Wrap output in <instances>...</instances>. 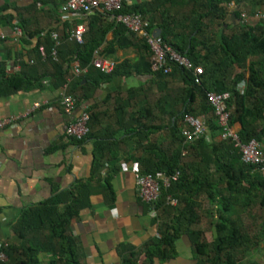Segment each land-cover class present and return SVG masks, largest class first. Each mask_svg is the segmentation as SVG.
Returning <instances> with one entry per match:
<instances>
[{
    "label": "trees",
    "instance_id": "obj_1",
    "mask_svg": "<svg viewBox=\"0 0 264 264\" xmlns=\"http://www.w3.org/2000/svg\"><path fill=\"white\" fill-rule=\"evenodd\" d=\"M263 6L264 0H152L133 7L124 4L116 13L140 14L149 22L150 32L154 33L156 27L161 29L160 37L166 44L188 58L195 67L203 68L201 85L195 83L193 71L177 65L172 66L168 75L154 72L146 42L130 34L105 12H96L88 18V30L82 44L70 40L73 29L59 35L56 60L51 56L56 46L52 37L55 32L46 33L44 40L36 45L38 62L53 67L56 87H62L71 79L70 93L79 101L89 99L100 84L117 74L141 72L137 68L141 63L158 82L167 83L173 79L182 82L177 91L179 108L170 114L168 126L172 149H160L152 159L138 162L141 174L158 178L179 173V178L169 187L162 188L160 200L154 207L149 205L157 212L154 223L159 237L142 250L120 246L121 264L167 263L177 257L176 243L184 236L192 245L197 264H259L249 261V257L264 245V171L261 167L243 163L240 149L232 140L218 139L221 129L208 103L207 93H229L230 123L234 127L240 126L241 143L246 145L254 140L264 147V19L252 24L241 20L243 11L251 16ZM233 14L235 23L231 18ZM115 26L124 41L126 34L132 36L130 44L139 47L143 55L136 65L130 66L126 62L106 75L91 64L95 51L101 50ZM40 47H44L46 58L41 55ZM75 63L81 70H86L76 78L69 74ZM242 83L245 87L241 91ZM36 86L27 74L6 77L0 73V97L31 91ZM186 114L204 117L211 139L207 135L186 143L182 133ZM91 120L90 116V124ZM146 128L143 126L139 131ZM103 164L104 160L98 158L95 167L100 169ZM211 166L215 167L213 172ZM107 181L106 188L112 193ZM220 183L225 185L223 190L219 189ZM170 199L176 200L177 204L170 205ZM109 202H114V195ZM90 206V186L78 183L74 189L30 207L13 226L19 241L8 245L2 243L0 251L6 254L7 261L0 264H84L82 246L72 233V224ZM204 217L212 241L207 239ZM247 220L251 221L250 226L246 225ZM43 256H49V261L44 262Z\"/></svg>",
    "mask_w": 264,
    "mask_h": 264
},
{
    "label": "crops",
    "instance_id": "obj_2",
    "mask_svg": "<svg viewBox=\"0 0 264 264\" xmlns=\"http://www.w3.org/2000/svg\"><path fill=\"white\" fill-rule=\"evenodd\" d=\"M151 1L128 0L125 4L133 7ZM63 4V0H0V73L6 77L27 74L37 85L31 91L0 97V119L21 117L14 126L0 131V243L19 241L13 226L30 207L46 203L78 183L88 184L91 206L72 224L83 262L121 264L120 246L142 250L158 237L157 212L140 199L134 170L141 168L139 161L152 159L160 149H172L168 126L170 114L179 108L177 91L182 82H158L142 63L138 67L143 51L130 44L129 34L125 41L118 36L115 26L101 47L102 55L117 66L137 64L141 72L115 75L100 84L89 99H77L73 114L66 113L52 65L39 63L35 52L46 33L62 36L84 21L88 23L82 16L65 14ZM17 28L21 37L15 33ZM36 104L40 107L35 108ZM82 112L89 114V121L92 117L89 136L69 138L67 129ZM143 126L147 128L139 131ZM98 158L104 160L100 169L95 167ZM214 168L211 166V172ZM107 180L112 193L106 188ZM220 184L223 190L225 185ZM176 249L177 257L164 264H197L195 255L188 252L192 245L186 236L176 243ZM43 261H49V256H43Z\"/></svg>",
    "mask_w": 264,
    "mask_h": 264
},
{
    "label": "built area",
    "instance_id": "obj_3",
    "mask_svg": "<svg viewBox=\"0 0 264 264\" xmlns=\"http://www.w3.org/2000/svg\"><path fill=\"white\" fill-rule=\"evenodd\" d=\"M63 1L64 4L62 10L65 14L82 16L85 18V20H87L96 12H105L111 14L112 19L115 22L122 24L130 34H133L138 39L144 40L146 42L151 54L152 69L154 72H163L165 75H168L172 72V66L177 65L178 67L184 68L185 70L193 71L195 83L197 85H201V76L204 73L203 68L195 67L188 58L176 52L171 46L166 44L161 37H154L153 33L149 31V22L145 20L142 15L116 14L117 12L121 11L123 5L128 0ZM263 19L264 13L262 12H257L251 16L243 13L241 16L242 23L246 24H252ZM87 30L88 24L86 21H84L71 31L70 40L82 44ZM15 33L18 37L22 36V32L19 28L16 29ZM52 37L54 41H56V46L52 50L51 56L56 60V47H58L60 44L59 35L57 33H53ZM40 53L44 58H46L44 47H40ZM91 65L103 74L109 75L114 71L117 63L113 59L102 55V52L99 49L95 51ZM84 72H86V70H81L78 64H74L72 69L73 77H79ZM70 80L71 79H69V81L60 88L59 99L64 111L68 114H73L77 108L78 100L69 92V83L71 82ZM244 87L245 84L242 83L239 89L242 91ZM229 99V93H207L208 103L211 106L213 114L217 119L218 126L221 129L219 137L221 140H232L235 143V146L240 149L243 163L261 167L262 171H264V147L254 140L246 145L241 143L238 136V130L230 123L231 112L227 106V101ZM39 107L40 104L35 105V108ZM20 120L21 117L0 119V131L14 126ZM183 120L184 129L182 130V133L186 139V143H192L203 136L209 135L207 120L204 117L198 118L186 114ZM88 122L89 114L87 112L80 113L69 125L67 129L68 137L76 140H83L89 133ZM134 175L140 199L146 204L154 207V205L160 200L162 188H167L170 186L172 181H177L180 174L176 173L171 177L159 176L158 178H155L151 175L141 174L138 172V170H134ZM168 202L172 206L177 204L176 200L173 199H170ZM2 247L3 244L0 243V248ZM6 261V254L3 251H0V262Z\"/></svg>",
    "mask_w": 264,
    "mask_h": 264
},
{
    "label": "rangeland",
    "instance_id": "obj_4",
    "mask_svg": "<svg viewBox=\"0 0 264 264\" xmlns=\"http://www.w3.org/2000/svg\"><path fill=\"white\" fill-rule=\"evenodd\" d=\"M232 8L236 9V6L233 5ZM255 11H258V12H262V13H264V6L261 7V8H259V9H256ZM245 12H246V11H245ZM245 12L243 11V13H245ZM245 14H246V13H245ZM203 220H204V222H205V225H204V226L206 227V229H207V231H208L207 239H208L209 241H212V234H211V232H209L210 229H209V227L207 226V218L204 217ZM251 224H252L251 221H248V220H247L246 225L250 226ZM188 252H189L190 254L195 255V253L193 252V249H192L191 251L188 250ZM188 252H185V253H188ZM249 261H255V262L259 263V264H264V245H262V246H261V249H259L258 251L254 252V253L249 257Z\"/></svg>",
    "mask_w": 264,
    "mask_h": 264
},
{
    "label": "water",
    "instance_id": "obj_5",
    "mask_svg": "<svg viewBox=\"0 0 264 264\" xmlns=\"http://www.w3.org/2000/svg\"><path fill=\"white\" fill-rule=\"evenodd\" d=\"M231 18H232V20H233V23H235V22H236V16L233 14ZM153 36H154V37H160V36H161V30H156V31L153 33Z\"/></svg>",
    "mask_w": 264,
    "mask_h": 264
}]
</instances>
